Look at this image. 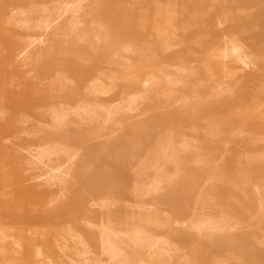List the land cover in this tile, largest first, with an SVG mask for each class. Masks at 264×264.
I'll list each match as a JSON object with an SVG mask.
<instances>
[{
  "label": "rangeland",
  "instance_id": "374dc122",
  "mask_svg": "<svg viewBox=\"0 0 264 264\" xmlns=\"http://www.w3.org/2000/svg\"><path fill=\"white\" fill-rule=\"evenodd\" d=\"M54 1L0 2V264H9L8 253L2 251L11 248V237L22 246L21 264L37 262L36 248L45 256L41 264L46 257L68 264L54 248L63 231L72 232L64 224L72 225L87 244L82 264H93L94 255L98 263L112 264L103 253L105 241L87 224L102 219L101 208L91 205L103 196L94 194V186L100 185L91 183L97 170L91 166L101 156L102 170V161L110 167L126 165L127 178L106 186L116 189L103 198L115 204L110 210L112 230L123 236L114 243L127 264H264V0H103L94 9L84 4L83 12L95 16L81 19L85 36L79 56L87 61L62 52L49 55L36 68L39 85L31 74L34 66L18 63L15 56L22 40L37 39L40 33L5 23L14 11L19 13L16 20L36 21L44 7L55 18L59 5ZM64 20L59 24L63 29L68 26ZM231 38H239L256 54L245 62L247 68H224L212 58ZM165 44L174 47L166 50ZM192 71L198 80L189 77ZM60 73L76 83L62 95L49 87ZM177 74L186 84L179 96L145 102L137 98L134 108L147 112L124 130L120 119L129 114L120 111L107 118L113 107H123L127 96L141 95L145 79L155 85ZM183 98L195 107L176 110L174 102ZM80 106L95 109L94 128L76 124L68 108ZM61 107L66 121L52 125L51 114ZM238 111L249 122L241 133L223 136L214 128L223 121L230 128V116ZM165 131L172 134L169 148L161 145ZM184 138L190 147H182ZM137 145L142 150L137 151ZM46 146L57 150L61 162L72 158L71 177L80 187L56 212L44 206L57 195L56 189L43 187L45 173L25 172L26 152ZM163 148L165 156L159 160ZM176 149L181 153L173 157ZM194 155L200 156L199 163L192 162ZM157 165L159 179L166 173L178 182L169 187L163 182V191L136 195L134 168L139 169V183L147 184ZM62 203L55 202L51 210ZM171 204L187 205L188 215L183 220L167 216ZM104 229L98 231L101 239Z\"/></svg>",
  "mask_w": 264,
  "mask_h": 264
},
{
  "label": "bare ground",
  "instance_id": "6f19581e",
  "mask_svg": "<svg viewBox=\"0 0 264 264\" xmlns=\"http://www.w3.org/2000/svg\"><path fill=\"white\" fill-rule=\"evenodd\" d=\"M1 1L2 0H0V2ZM11 1H16V0H11ZM40 1H45V0H40ZM102 2L103 0H55L53 3H55L56 6L59 5L55 9L57 10V12L56 11L54 12L55 18L52 15L53 13L50 14L48 10H46V7H44V9L42 8L43 10L38 11L39 16L36 17V21H33V22H30L31 20L28 21L27 19L25 21L16 20L15 17L19 13L14 11L12 18L5 23L7 26L14 27L15 29H18V30H36L40 33V36L37 37V39H35L36 37L26 36L27 38L25 40H22V42L20 43L18 52L15 56V61H17L18 63H25V65H29V68L30 66H34L31 74L34 76L33 78H35L36 80L35 83H39V85L42 84V81L38 80V78L35 76L36 68L49 55L62 52L64 54H71V56L74 55L75 58H79L83 62H86L87 60L79 56V54L81 53L80 51L83 50L82 43H83V37L85 36V34L83 33V30L81 29V25H84L82 24L81 19L91 18L92 20L95 18V16L93 12L92 13L90 11L83 12L82 7L84 4H88V6H91V7L93 6L96 7V6H99ZM94 7L92 9H94ZM63 19L66 20V24L68 25L67 28H65L66 26L64 27L65 29L59 26V24L61 23ZM48 37L52 39L51 42H49ZM18 39L20 38L18 37ZM172 47L174 46L165 44L166 50H169ZM255 55L256 54L239 38H231L220 50L216 51L215 54H212V58L215 59V61H217V63L221 67L225 68L227 64H232L234 70H241V69L247 68V65L245 64V62L249 61ZM189 77L196 78V75L192 71L189 74ZM183 81L184 80L181 74H177L175 77L171 79L167 78L162 83H161V80H159L158 82L155 83V85L152 84V79H145L144 81L141 82V85H140L142 87L141 95L139 94V95L127 96L125 100H123L124 101L123 107L121 108L113 107L111 110L108 111L107 118L110 120L115 115V113L117 115L120 114V113H117L120 111L125 112L126 114H129L126 116L124 115L125 113L124 114L122 113L124 116H122L120 119L121 121L123 120L122 121L123 124L121 122V127H122V130H124L125 124L136 119V117L144 116L147 112V110H144V112L142 113V109L140 110L141 112H137L139 110L134 108L135 104L138 103L137 98L143 99L144 102L148 100L151 101V99L158 98V97L162 99H173L174 97L179 96L181 91L186 87V84ZM96 82L97 80L95 79L93 81L91 80L90 87H94ZM75 84L76 83H75L74 78L71 79L68 75L60 73L58 74V77L56 80L49 83L50 92L56 91L57 94L62 95V94H65L67 91L70 92L72 88L75 86ZM189 100L190 99L188 98H183V100L181 101L176 100L174 102L175 109L179 111L180 109L195 107V104ZM68 109H69V112L72 111V113L76 117V124L79 127L85 128L87 130L94 128L93 116L95 115L94 113H96L95 109L84 108V106L68 108ZM65 111L66 110H64L63 107H61V109L54 111V113L51 114L52 125H57V126L64 125L66 121V117H67V114L64 113ZM224 111L226 110L224 109ZM173 114L174 112L171 113V115ZM242 115H243L242 111H238L235 114H231L230 116L231 127L230 128H228L227 124L224 121L222 122L223 124L218 125L214 128L215 129L220 128L223 136H229L234 131L241 133L242 128L246 127L249 123L247 118ZM134 127L136 129V126ZM171 135L172 134L169 132L165 135L166 137L164 138V143L161 144L162 146L166 148L170 147L171 142L173 140ZM132 137H135V135ZM158 142L159 140L157 141V143ZM157 143H154V145H156ZM185 146L190 147L187 140L184 138L182 147H185ZM140 150H142V147ZM165 150H166L165 148L160 149L161 152L158 157L159 160L165 156L164 154ZM26 153H27V156L25 157L24 161H25V165L27 166V169L25 172L26 173L33 172V170L43 171L45 174L43 178L40 179L44 184L43 187L48 191L53 190V189L57 190V195H55L56 199L47 200L44 206L48 208L51 212H56V211L61 210L63 208L64 202L70 197L74 196V194L80 188L78 182H76L71 177L72 175L70 173V164H71L72 158L69 157L68 161H66L65 159L64 162H61L59 158V154L57 153V150H55L54 148L50 146L40 147L35 152L28 151ZM180 153L181 151L179 149L174 150L173 157H175L176 155ZM199 158L200 156L194 155L192 157V160H193L192 162L199 163ZM159 160H157V162H159ZM66 163L69 164L68 167L65 166ZM242 169H245L244 166ZM238 172H241V171L239 170ZM159 173L160 171L157 165L154 175H153L154 177L152 176L151 180L147 181V184H140L138 181L139 173L136 172L134 175V179H135L134 186L132 188L135 194L137 193L136 195H139V194L140 195H143V194L151 195L152 192L154 193L156 191H163V187L160 188V184L163 182L164 183L166 182L168 184V187L171 184L173 183L176 184V182H178V179L175 178V176L172 177L166 173H165L164 180H161L158 178ZM245 175H247V173ZM242 177L243 176H241L240 178ZM240 186L238 188L242 190ZM73 199H74L73 202H76L75 198ZM62 201H63L62 205L60 204L56 205V208L54 207V209L51 210L52 204H55V202L61 203ZM92 203H93L91 204L92 206L101 208L102 212L99 216H101L102 219L101 220L99 219L98 220H88L87 224L89 225V228H90L89 230L93 232L95 236L98 237L100 242L101 240L105 241L104 245H106V247L104 246L102 248L103 253L109 256L112 264H127V261L125 260L127 257L124 258V256L119 252V250L116 249V245L114 243L115 240H122L121 237L123 236V234L121 232H116L112 230L113 213H111L110 210H111V206L113 205L115 206L113 200H111V198H99L97 203L94 200L92 201ZM197 203H198V200H197ZM152 220L153 221H151V223L154 224L155 227L159 226L156 220H154L153 218ZM204 223L205 222H203V224ZM206 223L211 224L212 222L208 221ZM64 225L65 227H67V229H70L72 232H69L68 230L63 231L65 235L63 234L59 235L54 240V248L57 251V253H59L62 257H64L67 260L68 264H82L80 260L86 257L87 254L89 253L87 244L81 235L73 232L71 228L72 225L70 224H64ZM119 225L120 226L122 225V221L120 220H119ZM103 228H105L104 230H106V232H105V235L101 239L100 233L98 234V231H101V229ZM159 237L162 238L161 236ZM9 242H10L9 245L11 246V248L8 251L3 250L2 252L8 253L9 258H10L8 260L9 264H21L20 262L22 261V256H23L21 244H19V242L17 241V238L15 237H11ZM70 242L72 244L71 246H69ZM151 247L152 245H149L147 247V250L150 251ZM33 257L37 259L36 260L37 262H35L34 264H41L40 260L43 259L45 256H44L43 251L40 248H36L34 250ZM98 259L99 257L97 255H94L93 264H100L97 261ZM46 260H47L46 264H56L52 262L50 259H48V257H46Z\"/></svg>",
  "mask_w": 264,
  "mask_h": 264
},
{
  "label": "crops",
  "instance_id": "0c3cea01",
  "mask_svg": "<svg viewBox=\"0 0 264 264\" xmlns=\"http://www.w3.org/2000/svg\"><path fill=\"white\" fill-rule=\"evenodd\" d=\"M71 64H73V63H71ZM68 66L70 67V69H71V67H73V66H70V64H68ZM66 71L70 72V70H66ZM143 119L144 118H142V120ZM168 132L169 131H165L164 134L166 135V133H168ZM141 147H142L141 145L140 146L137 145V151H139L141 149ZM101 158H102V156L100 157V160H101ZM99 161L94 162L91 166V168H94V171H95V169H97L95 171V173H93L94 175H93V178L91 180V183H92V186L100 185V187H98V188L97 187L95 188V186H94L93 190H94V194H103V196L100 197V198H103L104 196H109L110 193L116 189V188H111V187L109 188L106 186H109L113 182H114V184H121V177L123 180L122 182H124V180L127 178V171H126V165H123V167H122V165L120 166V165L111 164V165H113V167H110V166H108L107 162H105V161H102V163H103V166L106 168V170H102V168H100V166L98 165ZM117 169H118V173H117V176H115L116 175L115 170H117ZM134 171H135L134 172V175H135V173L138 172L139 169L135 167ZM116 181L118 183H115ZM169 201L170 200H168V202ZM183 208H179V207L175 208L174 205L171 204V208H170L171 212H169L167 214V216H170L171 218L172 217L177 218L178 220H183V217L188 215L187 209L190 210V207L188 208L187 205H184ZM175 216H177V217H175Z\"/></svg>",
  "mask_w": 264,
  "mask_h": 264
}]
</instances>
